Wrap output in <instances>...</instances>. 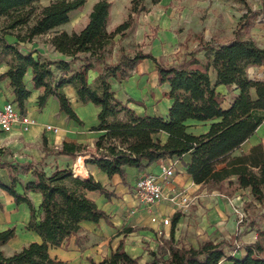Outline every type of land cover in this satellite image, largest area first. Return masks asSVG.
<instances>
[{
    "label": "trees",
    "instance_id": "trees-1",
    "mask_svg": "<svg viewBox=\"0 0 264 264\" xmlns=\"http://www.w3.org/2000/svg\"><path fill=\"white\" fill-rule=\"evenodd\" d=\"M41 1L0 0V49L11 55L9 68L0 74V81L9 80L14 103L22 114L31 96L25 79L31 71L34 89L41 91L39 107L43 108L47 98L54 96L67 119L83 126L84 122L64 90L66 86H72L81 103H92L100 108L99 124L93 130L103 134L95 144V152L86 159V164L97 166L109 177L119 174L126 183L127 167L144 171L159 160H182L185 155H190L184 166L196 184L227 196H232L239 189H249L253 200L263 208L259 215L264 218V143L236 154L264 123V78L252 79L249 75L252 68L264 69V46L251 38L242 39L238 34L228 42L217 39L206 41L202 34H197L196 49L204 51L207 60L204 68L198 67L201 60L193 53L188 59L167 65L150 52L138 50L130 56L122 48L116 60L109 61L116 36L123 38L130 22L122 23L110 32L108 24L113 3L99 0L82 30L56 32L50 39L53 48L68 58L50 61L43 59L39 51L24 46L67 24L71 13L81 10L87 0H56L43 7L38 5ZM233 1L248 7L249 0ZM139 11L138 0H134L131 13ZM260 15H264V0L259 10L250 9L243 15L237 31L249 30ZM7 37H14L15 42H10ZM22 48L27 54L20 51ZM143 60H152L159 84L170 87L169 92L164 94V97L173 100L166 118L137 115L128 103L116 97L112 88V79L126 80ZM210 68L216 72L214 83L209 74ZM91 71L98 73L93 83L90 82ZM221 86L238 91L229 108L223 107L225 97L218 91ZM121 115L125 120L121 119ZM189 122H211V125L205 133L194 134L188 130ZM162 133L168 134L165 143L160 137ZM86 151V146L73 142H65L61 148L51 150L45 145L43 159L24 171L31 172L33 180L24 185L23 192L17 190L19 179L14 171H9L10 185L0 180V189L12 196L17 205L28 204L30 221L27 229L41 238V242H31L20 251L6 255L1 247L16 237V228L1 231L0 264H64L51 258L50 249L61 247L72 236L78 235L84 221L98 224L105 220L113 226L110 214L87 194L99 192L111 199L116 196L114 192L93 176H77L72 166L57 167L50 173L40 168L47 156L62 155L76 159L78 154ZM227 182L229 185H226ZM30 192L41 194L39 209L33 205L28 195ZM179 217L176 215L174 222ZM254 226V221L248 223V228L253 229ZM135 230L127 228L123 233ZM257 233V240L245 247V254L240 258L226 255V247L234 250L226 241H204L198 248L179 247L171 241L167 246L168 258L154 254L150 264H220L224 259L233 264H264V227H259ZM90 262L139 264V259L131 257L121 242L110 257L100 262L90 259Z\"/></svg>",
    "mask_w": 264,
    "mask_h": 264
},
{
    "label": "crops",
    "instance_id": "crops-1",
    "mask_svg": "<svg viewBox=\"0 0 264 264\" xmlns=\"http://www.w3.org/2000/svg\"><path fill=\"white\" fill-rule=\"evenodd\" d=\"M167 22L168 19L164 21L165 26L168 24ZM148 47L149 49H145L144 52L152 53L161 61L159 55L162 53L157 54L150 50V46ZM113 56L115 59L117 54L114 53ZM60 58L68 59L61 54ZM252 69H260L264 73L263 68ZM5 71L2 68L0 74ZM95 73L97 72H90V74ZM93 76L95 77V75ZM213 76L216 80L215 70ZM25 79L27 87L31 91V96L26 102L24 114L36 119L37 124L31 127L29 131H24L20 125H16L11 133L0 132V180L6 185H10L9 171H14L17 175L18 171H27L29 165L41 161L44 157L45 145L51 150L61 148L65 142H73L86 146L88 151L78 154L76 159L62 155L47 156L42 164L44 171H53L57 167L62 168L73 166L74 164L75 167L77 166L78 169L84 172L85 176L82 178L93 176L108 190L116 194L115 197L108 199L99 192L100 195L97 192H88L87 195L101 209L110 214L113 226L109 225L105 220H101L98 224L84 221L78 235L72 236L61 247L50 249L52 259L64 264H91L90 259L100 262L110 257L123 242L126 252L131 257L138 258L139 264H150L154 259V254L157 257L168 258L167 246L171 241L179 247L186 245L198 248L202 242L209 240L228 242L234 250L231 247H226V255H235L240 258L245 254V247L257 240V229L264 227V221L262 222L263 226L256 224L253 229L248 228L247 223L244 227L245 233H241L238 237L243 248L235 251L233 244L237 229V218L233 213L232 205L244 208L245 206L261 207L260 204L253 200L249 189H239L232 196H227L206 186L196 184L184 166V162L189 161L190 155H185L182 160L174 158L159 160L144 171H140L135 167H127L126 183L119 174L109 177L97 166L88 165L85 162L95 152V144L103 134V132L93 130L99 124L98 114L100 108L92 103H81L76 89L72 86H66L64 89L65 93L72 107L84 122V125L80 126L76 122L68 120L67 116L60 111L59 102L54 96H49L45 106L40 108L38 98L41 91L34 89L31 71H28ZM150 79L152 87H150ZM111 84L116 97L123 103H128V106L137 115L161 116L165 118L168 116L173 100L164 97V94L169 92L170 87L168 84H159L156 65L152 60H143L136 66L129 78L123 81L112 79ZM223 88L227 89L221 86L218 87V91ZM7 102H14V95L8 79L0 81V108ZM136 102H141V104L139 105ZM229 107L230 105L227 108ZM194 123L189 122L188 125L190 126ZM46 124L59 127L61 129L60 134L56 135L46 131L44 128ZM208 129H200L199 132L194 134L205 133ZM260 130L261 127L241 146L239 151L247 152L252 146L263 143L264 130L263 133H259ZM160 137L164 143L168 140V134L166 133H162ZM81 159L82 164H80ZM172 165H175V174L167 181L162 174V169L165 166ZM75 167L74 172L77 169ZM149 173L159 176V181L163 184L166 194L185 191L192 197H196L195 204L188 209H181L179 206L165 200L154 205L150 209V213L140 207L135 197L134 188L136 181L141 176ZM26 174H28L26 183L33 180L31 172ZM226 185H229V182ZM5 193L8 194L7 192ZM28 195L35 208L39 209L41 194L30 192ZM9 200L13 202L14 198L12 197ZM1 203L3 209L0 210V232L10 227H15L17 233L14 239L1 247L6 255H12L14 252L20 251L31 242H41V238L36 232L27 229L30 221L28 204L17 205L15 203L16 206L10 212L6 211L4 203ZM176 215L180 217L174 222ZM155 216L170 218L171 223L168 225L153 223L152 218ZM133 224H137V226L139 225L142 228L139 229ZM127 228L136 230L128 234L123 233ZM160 231L161 235L159 234ZM149 240L150 251L144 249L147 245L143 243ZM220 264H233V262L224 259Z\"/></svg>",
    "mask_w": 264,
    "mask_h": 264
},
{
    "label": "rangeland",
    "instance_id": "rangeland-1",
    "mask_svg": "<svg viewBox=\"0 0 264 264\" xmlns=\"http://www.w3.org/2000/svg\"><path fill=\"white\" fill-rule=\"evenodd\" d=\"M56 0H43L38 5L43 7ZM99 0H87V3L81 10L71 13L70 21L55 30L37 37L33 43H29L24 47L30 50H37L41 53L43 59L57 61L60 54L50 44V39L56 32L67 31L69 33L79 32L88 22L89 14L96 2ZM113 3L111 20L108 24V30L114 31L119 25L127 21L130 22L129 29L125 30L123 38L121 35L116 36L113 52L108 56L109 61L114 59L113 54L118 55L120 49L130 56L134 55L138 50L145 51L149 49L160 54V60L167 64H177L184 58L188 59L190 55L195 54L200 60L199 68H204L207 60L204 51H197L196 35L202 34L206 41L217 39L221 42H228L234 39L236 34L242 39H254L260 46H264V15H260L255 24L249 30H239L238 25L243 15L248 10H259L263 0H249L248 7L236 3L233 0H138V13H131V7L134 0H110ZM144 9V10H142ZM131 13V14H130ZM168 19L165 26L164 21ZM10 42H15L14 37H7ZM20 51L27 54L22 48ZM11 55L0 49V70L9 68ZM214 70L209 69L212 82H215L213 76ZM95 75V77L93 76ZM250 78L263 79L264 73L260 69H250ZM97 73L90 74V82L93 83ZM150 87L152 82L150 79ZM225 97L223 107L227 108L234 100L238 91L219 89ZM255 97V94H253ZM125 120L124 115L120 116ZM211 122L194 123L189 126V132L197 133L200 129L209 128ZM264 123L259 133H263ZM264 143V138L262 139ZM241 151L236 152V154ZM178 159V158H174ZM77 162V161H75ZM73 171L75 165L73 164ZM43 168V165H40ZM50 173L51 171H46ZM75 173V172H74ZM19 185L17 190L23 191V187L28 178V174L24 171H18ZM0 189V200L4 203L6 211H12L16 206L14 200L10 202L12 197ZM98 193V192H97ZM98 195H100L98 193ZM35 199V198H34ZM33 199V201H34ZM248 214V222H255L258 226H263L264 218L260 217L263 208L245 206ZM137 228H142L133 224ZM11 228V227H10ZM150 229L149 227H147ZM145 229V228H144ZM147 246L145 250L150 251V240L144 241ZM227 250V249H226Z\"/></svg>",
    "mask_w": 264,
    "mask_h": 264
},
{
    "label": "built area",
    "instance_id": "built-area-1",
    "mask_svg": "<svg viewBox=\"0 0 264 264\" xmlns=\"http://www.w3.org/2000/svg\"><path fill=\"white\" fill-rule=\"evenodd\" d=\"M37 124L36 119L27 114H22L16 107L14 102H7L0 108V132L11 133L16 125H20L24 131H29L31 127ZM45 130L53 134H60L61 129L57 126L46 124ZM175 165L165 166L162 169L164 178L168 181L175 174ZM165 180V181H166ZM135 197L140 205L150 213V209L159 203L167 200L181 209H188L196 202V197H192L185 191L178 193L166 194L163 184L159 181V176L154 174H145L137 181L134 188ZM233 213L237 218V229L234 238L235 251L243 248V245L238 240V237L244 230L248 222V214L244 207L232 205ZM134 213V211H132ZM153 223H162L168 225L171 223L170 218H152ZM161 235V231L159 232Z\"/></svg>",
    "mask_w": 264,
    "mask_h": 264
},
{
    "label": "bare ground",
    "instance_id": "bare-ground-1",
    "mask_svg": "<svg viewBox=\"0 0 264 264\" xmlns=\"http://www.w3.org/2000/svg\"><path fill=\"white\" fill-rule=\"evenodd\" d=\"M80 164H82V159L80 160ZM75 174L77 176H79V177H84L85 176L84 172L82 170L78 169V168L75 170Z\"/></svg>",
    "mask_w": 264,
    "mask_h": 264
}]
</instances>
